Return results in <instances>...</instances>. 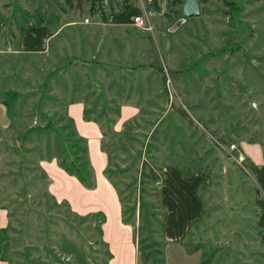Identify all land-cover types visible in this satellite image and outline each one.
Returning a JSON list of instances; mask_svg holds the SVG:
<instances>
[{
    "label": "rangeland",
    "instance_id": "rangeland-1",
    "mask_svg": "<svg viewBox=\"0 0 264 264\" xmlns=\"http://www.w3.org/2000/svg\"><path fill=\"white\" fill-rule=\"evenodd\" d=\"M195 1L198 14L185 16L186 0H0V103L17 94L12 121L0 105L6 264H107L98 216L46 189L38 160L53 154L51 128L29 130L77 100L107 119L105 174L136 243L161 249L166 219L184 216L177 241L200 264H264V165L253 164L264 159V93L247 92L264 84V0ZM122 104L136 113L114 131ZM142 164L159 177L141 178ZM68 190L84 204L103 201L102 191ZM136 246L139 264L164 263Z\"/></svg>",
    "mask_w": 264,
    "mask_h": 264
},
{
    "label": "crops",
    "instance_id": "crops-1",
    "mask_svg": "<svg viewBox=\"0 0 264 264\" xmlns=\"http://www.w3.org/2000/svg\"><path fill=\"white\" fill-rule=\"evenodd\" d=\"M52 34L54 33H50V37H52ZM249 58L251 59V57ZM257 61L259 60L256 59L255 62ZM262 66H264V61ZM250 69L253 68L250 67ZM261 87L262 89L257 86L256 89L252 88L247 92L263 94L264 84ZM0 105L8 121L6 108L3 104L0 103ZM84 109L83 101H69L64 106V113L72 120L77 134L86 140L87 156L94 171L95 186L93 189L84 188L73 176L68 175L59 168L55 160L51 158L48 160L41 159L38 162L39 167L48 179L46 189L56 202L66 203L72 212L81 215L93 212L103 214L104 221L100 225V238L106 246L109 255L107 264H139L133 225L132 223L126 224L121 221V207L117 194L104 174L107 158L105 152L100 149L101 134L93 121L83 120L82 113ZM135 111V106L122 104L118 109V117L113 123L114 131H118L124 121L135 115ZM253 164L256 168H260L264 165V159L261 162L257 161ZM68 188H73L81 195H94L98 191H102L103 201L91 204L81 203ZM184 218L183 216L179 224L175 226L168 225V218L164 222L163 229L160 231L162 236L161 252L164 258L163 264H200L198 253L194 252L192 255L186 254L184 247L177 241L183 235L180 225ZM6 221V213L3 209H0V227H4ZM0 264H6V262L0 259Z\"/></svg>",
    "mask_w": 264,
    "mask_h": 264
},
{
    "label": "trees",
    "instance_id": "trees-1",
    "mask_svg": "<svg viewBox=\"0 0 264 264\" xmlns=\"http://www.w3.org/2000/svg\"><path fill=\"white\" fill-rule=\"evenodd\" d=\"M100 0H89L90 3V7L94 8L95 6L99 7ZM99 9V8H96ZM17 94L14 92H11L8 94L7 99L2 102L3 105L6 108V112H7V116L9 121H12V113H9V103L12 102L15 98H16ZM19 97V96H18ZM106 113V110H100L98 111V115H100L102 117V113ZM53 125L51 126H29V130L36 132L41 130V128L47 130L48 128H51V132H52V144H53V154L51 156H49V159L53 158L57 164V166L59 168H61L65 173H67L68 175L73 176L84 188L86 189H93L95 186L94 183V171L93 168L91 167L89 160H88V156H87V149H86V140L79 136L74 128L73 122L72 120L63 112H55L53 115ZM106 117V116H105ZM118 117V111L116 113V118ZM82 118L83 120H90L93 121L98 129L99 132L101 134V136H105L106 135V130L104 128V124L107 122V119L103 118V121L101 122L100 120H98L97 117L95 116H90L88 115L87 111L84 109L83 113H82ZM107 118V117H106ZM115 118V120H116ZM114 120V122H115ZM100 149L103 151V149L101 148L100 145ZM41 160V159H39ZM38 160V161H39ZM147 173V174H145ZM105 174V173H104ZM140 177H149V179H151L152 181L156 180V178L159 177V175L157 174V172H155V169L152 168L151 166L147 167V172L146 170H144V165L142 164L141 166V170H140ZM106 179L111 183V185L113 186L117 197H118V201L120 203V212H121V221L123 223L126 224H131L132 222L127 218V216H125V212L124 211V207L122 206V202L119 196V192L117 190V188L115 187V185L110 181L109 177L105 174ZM48 181V179L46 178V182ZM139 206V211L140 214L144 211V203H142L141 201L138 204ZM139 214V215H140ZM98 216V221L97 223H95V230H97L99 236H100V225L103 223L104 221V216L102 213L100 212H93V213H89L87 216ZM150 216H154V213L151 212L149 214ZM139 217V216H138ZM145 240L148 239H144L142 238V240L138 241L136 243L137 244H144L146 249L148 250V257L150 256V253H157L159 255L162 256V252L161 249H157L154 248L152 245L156 246V243L151 242L149 243V241L145 242ZM150 240V239H149ZM154 248V250H152V248ZM143 248H139L136 246V250L137 252L140 251ZM163 260L160 259L157 262L156 261H147L144 260L145 264H162ZM143 263V264H144Z\"/></svg>",
    "mask_w": 264,
    "mask_h": 264
},
{
    "label": "water",
    "instance_id": "water-1",
    "mask_svg": "<svg viewBox=\"0 0 264 264\" xmlns=\"http://www.w3.org/2000/svg\"><path fill=\"white\" fill-rule=\"evenodd\" d=\"M183 13L185 16L197 15L198 7L195 0H186L183 4Z\"/></svg>",
    "mask_w": 264,
    "mask_h": 264
},
{
    "label": "built area",
    "instance_id": "built-area-1",
    "mask_svg": "<svg viewBox=\"0 0 264 264\" xmlns=\"http://www.w3.org/2000/svg\"><path fill=\"white\" fill-rule=\"evenodd\" d=\"M132 24L138 28H145V24L139 15H136L132 18Z\"/></svg>",
    "mask_w": 264,
    "mask_h": 264
}]
</instances>
